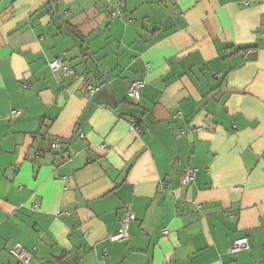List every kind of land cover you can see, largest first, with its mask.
Here are the masks:
<instances>
[{"label":"crops","instance_id":"obj_1","mask_svg":"<svg viewBox=\"0 0 264 264\" xmlns=\"http://www.w3.org/2000/svg\"><path fill=\"white\" fill-rule=\"evenodd\" d=\"M15 243L30 264H264V0H0V264Z\"/></svg>","mask_w":264,"mask_h":264},{"label":"built area","instance_id":"obj_2","mask_svg":"<svg viewBox=\"0 0 264 264\" xmlns=\"http://www.w3.org/2000/svg\"><path fill=\"white\" fill-rule=\"evenodd\" d=\"M111 0H106L107 3H110ZM115 10H113L110 13V17H114L118 15L121 11L122 4L116 3L115 5ZM251 52L246 51V55ZM48 67L50 71L53 74H61L62 76H68L73 74V70L68 67L64 61L63 56H56L52 60L48 62ZM143 86V82L138 79H134L130 82L128 89H127V97L131 102L137 103L140 99L141 95V89ZM88 92L90 94H93L99 90V86L97 85H88L87 86ZM22 112L20 110H11L8 114V118H16L18 117ZM178 119H182V116L180 114L177 115ZM130 126L134 130H139L138 124H136L134 121H130ZM202 128V127H198ZM62 146L60 141H54L50 144V148L53 150L60 149ZM100 149L102 151H107L108 148L106 145L102 144L100 145ZM197 169L194 167H189L184 170L182 176H181V184L182 186H187L191 183L194 182L195 179V174H196ZM134 219L133 214L128 208H124L122 211V215L120 217V225L118 230L109 235L108 239L112 242L114 241H119V240H124L129 237L128 233V226L129 223ZM163 234L167 233V230L164 228L162 230ZM248 248V238L246 236L239 237L233 240L231 246L229 247L228 251L232 254L237 253L240 250H244ZM9 254L12 256L14 262L13 264H30V260L32 258V252L26 250L23 246H21L18 243H15L11 245L8 249Z\"/></svg>","mask_w":264,"mask_h":264},{"label":"trees","instance_id":"obj_3","mask_svg":"<svg viewBox=\"0 0 264 264\" xmlns=\"http://www.w3.org/2000/svg\"><path fill=\"white\" fill-rule=\"evenodd\" d=\"M50 2H51V1H50ZM48 4H49V3H48ZM71 30L74 31V32H76L75 29H72V28H71ZM133 103H134V102L131 103V104H132L131 106H134ZM136 106H137V105H136ZM123 116L128 117L129 121H134V122H135L136 124H138V126H139V120L137 119V117H136L135 113L133 112V110H132V112H130V113L126 114V115H123Z\"/></svg>","mask_w":264,"mask_h":264}]
</instances>
